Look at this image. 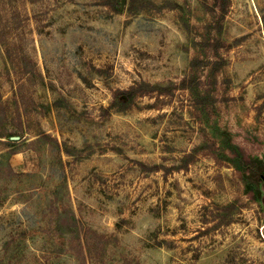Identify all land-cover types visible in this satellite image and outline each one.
<instances>
[{
  "label": "rangeland",
  "instance_id": "374dc122",
  "mask_svg": "<svg viewBox=\"0 0 264 264\" xmlns=\"http://www.w3.org/2000/svg\"><path fill=\"white\" fill-rule=\"evenodd\" d=\"M0 264H264V0H0Z\"/></svg>",
  "mask_w": 264,
  "mask_h": 264
},
{
  "label": "trees",
  "instance_id": "16d2710c",
  "mask_svg": "<svg viewBox=\"0 0 264 264\" xmlns=\"http://www.w3.org/2000/svg\"><path fill=\"white\" fill-rule=\"evenodd\" d=\"M215 4L217 5V2H215ZM226 2H222L221 4H219V8L222 14L225 13L226 10ZM151 87L149 84L147 83H141V84H137L136 86H131L128 89H118L116 91L113 92V96H112V101L109 105V107L105 110L107 113H109V111L111 109H117V110H124L129 108L130 103L132 102L133 98L135 96H140L143 95L144 93H151L149 90H145V88ZM141 165V164H140ZM142 166V165H141ZM146 168V166H143ZM153 171H162V166H152L150 168Z\"/></svg>",
  "mask_w": 264,
  "mask_h": 264
}]
</instances>
